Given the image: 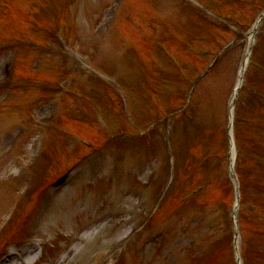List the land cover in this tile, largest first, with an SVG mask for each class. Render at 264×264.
<instances>
[{"label": "rangeland", "instance_id": "obj_1", "mask_svg": "<svg viewBox=\"0 0 264 264\" xmlns=\"http://www.w3.org/2000/svg\"><path fill=\"white\" fill-rule=\"evenodd\" d=\"M121 1L123 6L119 15L105 26L103 21L109 15V0H0V85L3 83L5 85L1 87L14 88L9 106L3 108L4 105H0V221L24 184V180L10 184L5 179L18 173L15 164L18 163L23 172L31 165V144L38 136L36 131L44 138V156L32 170V176H25L32 189L39 185L46 188L47 183L71 165L80 164L79 172L60 190L56 202L41 219L35 220L34 212L41 208L46 189L30 201L20 200L23 204H20V211L6 234L5 239L9 241L4 243L9 245H5V250L25 240L22 232L25 224L32 226L36 235L47 241V248L39 257L33 258L34 264L48 263L51 256L58 249L65 248L68 242L71 245L65 264H113L115 257L111 255H114L115 244L124 232L120 227L143 226L144 218L154 212L163 194L165 201L156 211L154 225L147 228L145 236L155 235L157 239L159 233L165 232L163 241L167 246L157 248L138 242L132 245L127 258H121L119 264H185L184 258L188 254H203L202 251L214 241L212 232L208 233L209 224L213 225L209 223L212 220L209 208L179 217L178 198L182 193L176 185L166 190L170 169L167 153L171 151L175 163L184 162L186 166L189 163L184 150L186 139L182 132L173 133L171 137L165 135L161 127L151 133L149 124L161 116L173 117V112L184 104L187 85L182 79L192 80L204 65L188 54L198 50L214 52L232 35L228 26L224 25L223 29L213 15L200 24L194 13L203 12L199 9L196 12L188 0L185 8L173 7L170 0ZM211 2L214 0H208ZM222 3L223 0L218 2L220 6ZM256 9L252 2L248 4L243 0L241 5L231 9L222 6L219 16L227 25L236 23L238 26L233 27L241 29L245 28L243 24L248 17H253ZM35 30L45 32L40 35ZM47 33H61L66 38L68 47L78 53L80 61L85 64L80 66L82 73L72 72V75L65 76V70L61 68L65 66L62 48L53 43L49 46ZM158 36L163 37L169 56H166L168 51L163 50V56L158 57L147 47H154L158 43L154 39ZM169 39L180 46L174 47L175 41ZM38 51L44 53L41 58L37 56ZM12 58L16 80L13 81L11 76L4 82L3 63ZM235 60V54H230L192 92L186 111L188 118L179 124L180 127L187 126L185 129L192 133L191 138L197 137L189 141L191 146L195 144L202 148L199 142L209 135L214 136L220 128L219 122L223 124L226 120V100L235 76ZM34 64H38L40 72L33 79L25 74ZM67 64L74 65L75 62L68 61ZM90 70L116 78L122 89L96 74L91 75ZM179 74L184 75L180 77ZM162 76L167 80L157 85L156 80ZM262 87L263 92L264 85ZM61 89L70 91L66 98L60 93ZM3 93H0V99L4 96L6 100L10 99L11 93L5 92L4 96ZM52 99L59 102L61 110V118L55 122L48 119L53 109L47 103ZM249 104L250 99L244 111L248 110ZM14 111L20 116L12 115ZM253 113L250 118L258 117V125L244 131L245 143L250 146L258 135H261L260 140L264 136V113L259 110ZM239 115L251 122L248 111H239ZM95 117L100 118L103 127ZM168 137L172 142L171 150L165 146ZM81 139L91 142V148L83 147ZM12 144L15 148L10 152ZM251 148L248 147L247 151ZM260 154L264 156L262 147ZM247 160L250 165V156ZM202 177L200 174L196 181L200 182ZM209 190V187L205 189L206 195L201 201L195 200V204L202 203L205 207L212 202L214 199ZM187 191L185 189L183 195ZM252 197L255 209L247 208L244 212L243 237L260 241L264 237L254 229V224L258 226L257 221H264V197L253 193ZM109 216L114 223L121 224H101L96 235H85L80 239L88 242H83L85 245L81 248L76 242L80 230L100 217ZM36 223L41 224L37 226ZM14 236L18 239H13ZM73 247H76L74 256L73 252L69 254ZM254 251L263 253L259 245Z\"/></svg>", "mask_w": 264, "mask_h": 264}]
</instances>
